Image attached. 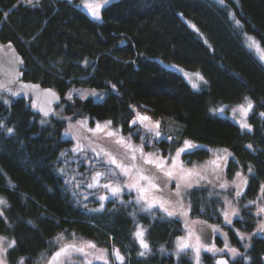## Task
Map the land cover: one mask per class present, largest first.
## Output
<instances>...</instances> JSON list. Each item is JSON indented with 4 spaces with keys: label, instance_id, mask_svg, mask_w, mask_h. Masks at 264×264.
<instances>
[{
    "label": "trees",
    "instance_id": "16d2710c",
    "mask_svg": "<svg viewBox=\"0 0 264 264\" xmlns=\"http://www.w3.org/2000/svg\"><path fill=\"white\" fill-rule=\"evenodd\" d=\"M80 1L0 0V41H12L21 52L24 79L62 95L46 116L0 90V236L15 242L7 263L43 264L58 248L55 237L74 233L117 248L123 260L109 264H193L190 255L173 253L182 227L176 216L152 214L133 200L82 206L58 169L71 144L63 137L68 121L111 120L139 140L144 130L133 118L140 112L159 121L162 134L153 146L165 155L190 140L196 147L187 158H209L225 148L228 177L246 170L240 213L231 223L208 184L191 186L182 199L192 217L216 226L238 248L230 264H264L257 213L264 207V64L245 40L249 32L264 48V0H113L99 20ZM164 61L199 70L205 83L195 88ZM80 86L105 95L67 96ZM247 100L250 129L215 112ZM139 223L146 228L145 250L133 234ZM220 235L215 242H222ZM203 255V264H215L213 254Z\"/></svg>",
    "mask_w": 264,
    "mask_h": 264
},
{
    "label": "rangeland",
    "instance_id": "374dc122",
    "mask_svg": "<svg viewBox=\"0 0 264 264\" xmlns=\"http://www.w3.org/2000/svg\"><path fill=\"white\" fill-rule=\"evenodd\" d=\"M26 1L29 2V0ZM34 1L37 0H31V2ZM111 1L113 0H81L78 5L94 19L99 20L102 7ZM217 1L224 2V0ZM190 25L195 27L191 21ZM245 35L248 49L252 50L257 59L264 64V48L260 41L249 32ZM164 63L185 74L195 88L201 87L205 83L204 75L199 70H189L177 62L164 61ZM72 94L84 97L93 95L98 100H102L105 95L103 90L81 86L72 88L67 96ZM249 102L248 100L241 101L238 104L230 105V107L217 108V111L214 109V111L219 115L233 119L241 127L247 124L249 127L243 128L250 129L248 121ZM241 106L245 111L240 110ZM138 114L140 117H148L149 119L141 121ZM133 119L135 122H139L144 130L139 140H134L131 134L123 133L120 127L113 124L111 120H90L84 116L68 121L67 128L63 131V137L69 140L71 144L62 152L61 160L57 165L74 196L82 206L93 205L95 208L98 205L99 209L105 208L107 204L115 200L123 202L133 200L143 210L151 211L152 214H162L168 218L175 217L176 212L183 210L188 220L181 223V232L173 248L175 256L180 257L188 254L191 256L193 264H203L205 252L213 254L215 260L218 255H226V253L231 259L237 258L240 255L239 250L230 243L226 236L220 235L222 242L217 243L216 241L213 245L201 241L197 228L204 223L199 218L192 217L189 213L188 203L184 202L182 198L186 194L185 191L191 186L208 184L212 190H215L214 192L219 193L224 201L222 210L224 221L229 222L240 213L237 198L243 194L247 182L246 170L240 168L233 173L232 177H228L226 169H224L227 165L228 156L225 148L213 149L209 158L199 160L193 157L189 159L185 152H189L191 148L177 156V151L185 147L184 142L175 151L165 155L162 150L153 146V138L162 134L159 126L157 127L159 121L140 112H137ZM146 132H149V135ZM157 132H159V136L156 135ZM121 140L123 143H118ZM187 142L196 147L190 140ZM113 158L115 163L112 162ZM157 165H162V167H157ZM98 171H101L99 177H97ZM126 172L127 174H125ZM168 172L172 173L171 177L166 175ZM237 173H240V176H237ZM94 177L96 179H93ZM142 177H147V179ZM89 185L92 186L89 187ZM105 185L109 187H105ZM221 185L224 186L221 187ZM113 188H118L119 191L113 194ZM261 209L264 207L258 205L257 213L261 214L263 220L258 227L264 229V212H261ZM169 212L172 215H169ZM136 226L133 232L136 242L142 250L148 249L145 226L141 223ZM138 231L143 233L142 237L137 236ZM217 231L221 232L219 229ZM55 240L58 247L66 244V242H71L84 246L86 249L82 252L67 254L62 260L63 264L99 262L109 264L121 260L115 255L117 248L97 245L94 240L83 238L74 233L71 236L61 233L55 237ZM141 240L147 245L146 248L142 246ZM12 242L13 239L0 236V249H6V252L0 251V260L7 262V250ZM89 245H95V247ZM181 245H187V247L181 250ZM231 249H235V253ZM119 256L123 258L121 252H119Z\"/></svg>",
    "mask_w": 264,
    "mask_h": 264
},
{
    "label": "water",
    "instance_id": "95a60500",
    "mask_svg": "<svg viewBox=\"0 0 264 264\" xmlns=\"http://www.w3.org/2000/svg\"><path fill=\"white\" fill-rule=\"evenodd\" d=\"M24 66L25 60L15 43L12 41H0V90L14 100L24 99L30 101L38 113L44 115L47 113L46 116L54 114L57 106L62 103L61 93L49 85H44L41 81L24 79ZM97 173L101 174V171ZM176 217L181 223L188 220L183 210L176 212ZM217 230L216 226L204 222V224L198 226L197 233L203 243L213 245ZM262 231L264 233V229ZM69 245H75V248H68L66 252L61 251V249ZM80 248L84 250V246L68 242L55 249V252L47 258L45 264H62V258L66 254L77 252V249ZM58 252L60 253L59 256L56 255ZM219 261H225L226 264H230V259L227 255H218L215 264H218ZM4 264L8 263L4 261Z\"/></svg>",
    "mask_w": 264,
    "mask_h": 264
},
{
    "label": "snow or ice",
    "instance_id": "6c2138e0",
    "mask_svg": "<svg viewBox=\"0 0 264 264\" xmlns=\"http://www.w3.org/2000/svg\"><path fill=\"white\" fill-rule=\"evenodd\" d=\"M29 2H31V0H29ZM237 23H239V21H237ZM93 94H95V93H93ZM69 98H71V97H69ZM251 107H252V105H251V103L249 102V104H248V109L250 110L251 109ZM242 112L243 111H245V109L243 108V106H241V109H240ZM235 111V110H234ZM45 115H47V113H45ZM138 118L141 120V121H145V120H148L149 118L148 117H140L139 116V114H138ZM109 124L111 123L110 121L108 122ZM133 123H135V121H133ZM159 126V124H158V122H157V127ZM0 127H2V125H0ZM99 127V126H98ZM243 127H249L247 124H244L243 125ZM7 131L9 132V133H11L13 130L12 129H7ZM109 135H112V133H109ZM156 135L157 136H159V132H157L156 133ZM118 143H123V141L121 140V141H118ZM193 147V145H191L189 142H187V141H185V147L184 148H181V149H179L178 151H177V156H179L180 155V153L181 152H184L186 149H190V148H192ZM249 147H251V146H249ZM135 157L133 156V159H134ZM113 163H115V159L113 158V161H112ZM148 162H151V161H148ZM157 167H162V165H157ZM249 171H251V169H249ZM125 174H127V172L125 173ZM101 174L100 173H97V177H99ZM166 175H168L169 177H171L172 176V173L171 172H168V173H166ZM237 176H240V173H237ZM143 179H147V177H142ZM93 179H96V177H94ZM246 182V181H245ZM92 185H89V187H91ZM224 185H221V187H223ZM105 187H109L108 185H105ZM177 187H179V185H177ZM119 191V189L118 188H113L112 189V192H113V194H115V193H117ZM178 194V193H177ZM237 195H239V193H237ZM101 199H104V197H101ZM0 203H4L3 201H0ZM161 206H163V205H161ZM165 211H167V209H165ZM261 212H264V209H261L260 210ZM0 214H2V213H0ZM169 215H172V213L171 212H169ZM226 215H227V213H226ZM229 223H231V221H229ZM142 235H143V233L142 232H137V236L138 237H142ZM241 238H243V236H241ZM14 241L11 243V244H9V247H12L13 245H14ZM141 243H142V246L143 247H147V245L146 244H144L143 243V241L141 240ZM90 247H95V245H89ZM185 247H187V245H181V250H183ZM68 248H75V245H69V246H67L66 248H64V249H61V251L62 252H66L67 250H68ZM78 251H83V249L82 248H80V249H77ZM209 250H211V249H209ZM0 251H4V252H6V249H0ZM231 251L233 252V253H235V249H231ZM56 255L57 256H59L60 255V253L58 252V253H56ZM115 255L117 256V258H119V259H123L122 257H120L119 256V252H118V250L116 251V253H115ZM141 255H143V253H141ZM0 264H4V261L3 260H0ZM20 264H23V260H21V262H20ZM218 264H226V262L225 261H219L218 262Z\"/></svg>",
    "mask_w": 264,
    "mask_h": 264
},
{
    "label": "flooded vegetation",
    "instance_id": "af4514ba",
    "mask_svg": "<svg viewBox=\"0 0 264 264\" xmlns=\"http://www.w3.org/2000/svg\"><path fill=\"white\" fill-rule=\"evenodd\" d=\"M215 233H216V234H215V238H216L217 236L220 235V234L218 233V231L215 232ZM215 238H214V242H213V244L215 243ZM66 243H68V242H66ZM63 245H65V244H63ZM63 245H62V246H63ZM60 247H61V246H60ZM58 248H59V247H58ZM84 250H86V249H84ZM77 251H78V250H77ZM73 253H75V252H72V253H69V254H73ZM66 255H67V254H66ZM66 255H65V256H66ZM65 256H64V257H65ZM64 257H63V258H64ZM63 258H62V260H63ZM45 261H46V260H45Z\"/></svg>",
    "mask_w": 264,
    "mask_h": 264
}]
</instances>
